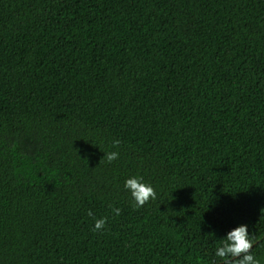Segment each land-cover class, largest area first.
<instances>
[{
	"label": "trees",
	"instance_id": "trees-1",
	"mask_svg": "<svg viewBox=\"0 0 264 264\" xmlns=\"http://www.w3.org/2000/svg\"><path fill=\"white\" fill-rule=\"evenodd\" d=\"M241 225L264 264V0H0V264H225Z\"/></svg>",
	"mask_w": 264,
	"mask_h": 264
},
{
	"label": "clouds",
	"instance_id": "clouds-1",
	"mask_svg": "<svg viewBox=\"0 0 264 264\" xmlns=\"http://www.w3.org/2000/svg\"><path fill=\"white\" fill-rule=\"evenodd\" d=\"M115 147L120 144L119 140L113 142ZM119 158V152H107L104 156L109 163ZM103 159V160H104ZM124 187L130 191L132 198L135 201V207H143L150 199L155 200L157 193L153 186L143 182V177L134 176L125 181ZM116 215H120L121 209L114 208ZM92 216L91 211L88 212ZM107 217L97 219L93 231L102 230L106 223ZM254 245L252 236L249 235L248 226L241 225L231 230L225 239H222V246L216 250V256L224 259L225 264H260V261L255 259L251 254Z\"/></svg>",
	"mask_w": 264,
	"mask_h": 264
}]
</instances>
